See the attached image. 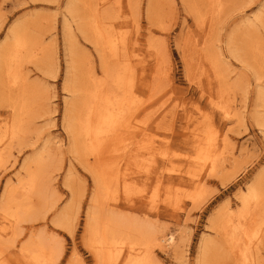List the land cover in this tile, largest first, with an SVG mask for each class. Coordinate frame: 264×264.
Wrapping results in <instances>:
<instances>
[{
    "label": "rangeland",
    "instance_id": "374dc122",
    "mask_svg": "<svg viewBox=\"0 0 264 264\" xmlns=\"http://www.w3.org/2000/svg\"><path fill=\"white\" fill-rule=\"evenodd\" d=\"M69 3L80 16L99 9L110 35L126 32L138 40V59L144 62L138 66L142 71L133 93L139 106L134 144L143 140L155 147L167 146L173 155L187 159L192 153L181 135L188 132L187 113L198 117L203 127H210L218 140L216 167L212 172L201 169L200 188L183 187L175 203L168 206L162 194L166 174L159 177V184L156 171L148 180L131 175L127 194L121 187L113 189L103 203V213L143 225L157 238H175V250L166 243L151 247L150 264H197L202 242L208 245L209 264H232L229 244L214 225L224 213L236 217L241 197L258 178L264 186V122L256 121L264 117V0H0V47L10 26L18 24L22 35L35 41L24 73L29 83L39 86L33 106V116L38 118L9 150L5 167L0 169V228L12 223L5 222L1 212L5 184L14 185L24 175L23 161L29 163L43 145L49 156L42 169L49 177L43 180L49 181L52 190V209L44 219L37 211L36 221L12 223L11 232L2 235L0 244L3 240L12 243L3 253L4 264H23L20 247L36 235L61 243L63 254L57 264L72 259L96 264L85 247L93 178L68 153L63 115L65 109L73 112L77 108L92 78L102 76L94 46L77 30ZM66 20L70 26L67 43ZM88 67L93 68V77ZM3 79L0 133L11 114L10 91ZM156 161L160 167V158ZM62 213L67 215L70 234L53 225ZM253 233L250 263L264 264V225ZM136 241L134 237L119 248L115 264H127L128 255L144 254L142 242Z\"/></svg>",
    "mask_w": 264,
    "mask_h": 264
},
{
    "label": "bare ground",
    "instance_id": "6f19581e",
    "mask_svg": "<svg viewBox=\"0 0 264 264\" xmlns=\"http://www.w3.org/2000/svg\"><path fill=\"white\" fill-rule=\"evenodd\" d=\"M71 7L72 3H69L68 10L72 21H76L77 30L94 46L102 76L100 79L92 78L91 88L85 89L77 108L73 112L65 109L63 115V128L68 134V153L87 169L94 183L86 212L85 247L96 264H115L119 248L129 241L133 242L135 237L138 241L136 244L142 242L145 252L142 256L128 255L125 258L127 264H150L151 247H162L166 243L175 250V238H157L148 233L143 225L104 214L103 203L108 201L113 189L121 187L127 194L131 175H142L148 180L149 175L156 171L157 184L162 183L159 177L167 175V185L162 189V194L165 205L171 206L182 193L183 187L200 188L199 172L202 168L205 167L209 172L215 169L217 136L210 127L205 126L207 128L204 129L198 117L187 113L184 119L188 132L181 134L185 138L184 144L192 153L187 159H181L178 154L173 155L167 146L155 147L143 140L134 144L133 138L139 129L136 115L139 106L133 93L137 91L135 87L140 81L138 72L142 71L138 66L144 62V59H138V40L126 32L110 35L107 27L102 25L104 13L97 8L80 16L74 14ZM63 29L67 43L70 37L67 20ZM35 45V41L22 35L18 24H13L8 29L5 44L0 47V77H4L3 81L9 88L11 108L9 120L0 133V169L5 167L9 150L21 142L32 122L38 118L33 116V106L37 105L39 86L35 82L29 83L24 73L25 60L32 57ZM92 69L88 67L91 77ZM69 74L70 69L67 68L66 76ZM215 74L214 78L217 77ZM65 89L68 90L67 87ZM256 121L260 124V121L264 122V117ZM190 122L193 123L189 129ZM158 158L160 167H156ZM48 159L46 145H43L29 163L23 161L24 175L19 176L14 185L5 184L1 208L5 222L36 221L34 214L37 211L41 212V219H44L52 209L49 206L52 190L49 181L43 180L48 179L49 175L42 171ZM67 185L65 181L64 186ZM240 200L241 207L236 217L224 213L215 219L217 224L214 228L228 242L232 264H251L253 255L248 250L255 239L253 232L264 225V215L261 214L264 204L262 180L258 178ZM12 223L0 228V241L2 235L11 232ZM53 225L71 233L66 213L58 215ZM8 241L3 240L0 244V264H4L3 253L12 244L11 240ZM62 254L61 243L56 238L46 239L42 235L30 237L20 247L23 264H57ZM68 264L81 262L72 259ZM197 264H209L206 242L200 245Z\"/></svg>",
    "mask_w": 264,
    "mask_h": 264
}]
</instances>
